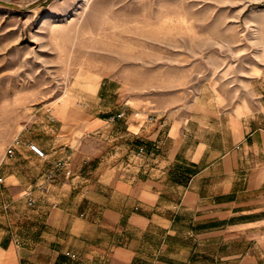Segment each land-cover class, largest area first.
Here are the masks:
<instances>
[{
	"label": "crops",
	"instance_id": "obj_1",
	"mask_svg": "<svg viewBox=\"0 0 264 264\" xmlns=\"http://www.w3.org/2000/svg\"><path fill=\"white\" fill-rule=\"evenodd\" d=\"M259 80L254 101L223 109L201 94L154 122L126 118V106L109 122L88 104L57 107L62 117L49 121L60 122L58 132L86 139L119 126V156L74 149L56 136L47 160L31 150L7 160L19 167H8L15 181L0 189V222L19 203L26 222L48 215L52 235L44 241L38 230L34 242L17 246L9 230L0 232V264H64L63 255L73 253L72 264H264ZM141 145L147 152L136 156ZM129 152L133 164L123 168Z\"/></svg>",
	"mask_w": 264,
	"mask_h": 264
},
{
	"label": "rangeland",
	"instance_id": "obj_2",
	"mask_svg": "<svg viewBox=\"0 0 264 264\" xmlns=\"http://www.w3.org/2000/svg\"><path fill=\"white\" fill-rule=\"evenodd\" d=\"M263 76L264 0H0V189L15 181L8 167H19L7 160L32 143L47 160L56 136L74 149L119 156V126L91 134L101 139L58 132L60 122L49 117H62L59 106L88 104L105 122L126 106V118L154 122L201 94L223 109L254 101ZM140 147L142 157L147 147ZM128 154L123 168L133 164ZM15 206L3 210L0 232L9 230L17 246L34 242L38 230L49 242L48 215L26 222L23 204ZM59 237L67 240V232Z\"/></svg>",
	"mask_w": 264,
	"mask_h": 264
},
{
	"label": "built area",
	"instance_id": "obj_3",
	"mask_svg": "<svg viewBox=\"0 0 264 264\" xmlns=\"http://www.w3.org/2000/svg\"><path fill=\"white\" fill-rule=\"evenodd\" d=\"M118 116H121V115L119 114ZM19 143H20V140H19L18 138H15L13 144L10 145L9 148L7 149L6 154H7V155H12V154L14 153L15 148L17 147V145H18ZM30 149H31L35 154H37V156H39V157H45V155H46V151H45L40 145H38V144H36V143H32V144H30ZM144 149H145L144 147H140V148H139V153H138V154L143 153ZM3 180H4L3 177H0V182H2ZM71 256L74 257V258L77 257V255L74 254V253L71 254Z\"/></svg>",
	"mask_w": 264,
	"mask_h": 264
},
{
	"label": "bare ground",
	"instance_id": "obj_4",
	"mask_svg": "<svg viewBox=\"0 0 264 264\" xmlns=\"http://www.w3.org/2000/svg\"><path fill=\"white\" fill-rule=\"evenodd\" d=\"M96 82H97V81L94 79V80H92V82H90V85H91V86L96 85Z\"/></svg>",
	"mask_w": 264,
	"mask_h": 264
}]
</instances>
